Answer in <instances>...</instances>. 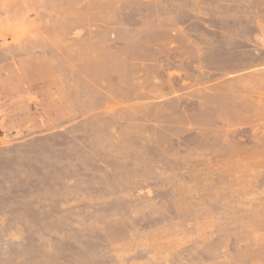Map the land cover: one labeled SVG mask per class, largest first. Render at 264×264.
<instances>
[{
	"label": "rangeland",
	"instance_id": "374dc122",
	"mask_svg": "<svg viewBox=\"0 0 264 264\" xmlns=\"http://www.w3.org/2000/svg\"><path fill=\"white\" fill-rule=\"evenodd\" d=\"M0 264H264V0H0Z\"/></svg>",
	"mask_w": 264,
	"mask_h": 264
}]
</instances>
